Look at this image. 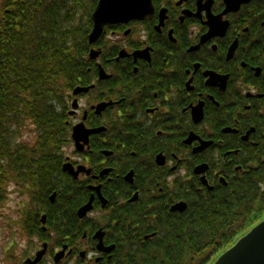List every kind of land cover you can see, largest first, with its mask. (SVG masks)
I'll list each match as a JSON object with an SVG mask.
<instances>
[{
  "label": "flooded vegetation",
  "instance_id": "1",
  "mask_svg": "<svg viewBox=\"0 0 264 264\" xmlns=\"http://www.w3.org/2000/svg\"><path fill=\"white\" fill-rule=\"evenodd\" d=\"M152 3L150 17L105 27L68 96L62 171L81 183L75 217L54 215L57 190L31 194L41 207L22 227L37 241L4 262L142 264L136 254L158 247L196 197L242 196L264 167V0ZM79 123L97 129L80 148Z\"/></svg>",
  "mask_w": 264,
  "mask_h": 264
},
{
  "label": "trees",
  "instance_id": "2",
  "mask_svg": "<svg viewBox=\"0 0 264 264\" xmlns=\"http://www.w3.org/2000/svg\"><path fill=\"white\" fill-rule=\"evenodd\" d=\"M85 1L0 0V195L8 196L10 183L40 197L57 190L51 207L60 222L74 218L83 199L80 181L62 171V145L70 134L68 96L93 64L88 34L98 0H88L84 24L74 22ZM30 124L34 136L26 140ZM237 192L242 196L196 197L158 247L136 254L141 263L211 264L264 218V167Z\"/></svg>",
  "mask_w": 264,
  "mask_h": 264
},
{
  "label": "water",
  "instance_id": "3",
  "mask_svg": "<svg viewBox=\"0 0 264 264\" xmlns=\"http://www.w3.org/2000/svg\"><path fill=\"white\" fill-rule=\"evenodd\" d=\"M152 14V0H98L91 14L93 26L88 34V41L90 44H95L104 33L106 26L131 19H146ZM98 54L99 50L91 49V57ZM83 89L86 88L78 87L75 93ZM101 105L100 108H103L105 104ZM74 107H76L75 102ZM96 131L97 129H87L84 123L75 125L73 138L77 142V147L80 148L79 140L83 139L87 142L89 134ZM80 169L81 167L76 170L68 162L64 164V170L69 171L74 177L78 176ZM90 207V204L83 206L80 213H85ZM211 264H264V218L221 252Z\"/></svg>",
  "mask_w": 264,
  "mask_h": 264
},
{
  "label": "rangeland",
  "instance_id": "4",
  "mask_svg": "<svg viewBox=\"0 0 264 264\" xmlns=\"http://www.w3.org/2000/svg\"><path fill=\"white\" fill-rule=\"evenodd\" d=\"M88 6L89 3L88 0H86L85 6L78 10L76 15L77 21H74L76 24L78 21L81 25L85 23ZM32 128L34 127L30 124L29 128L24 131V139H33L34 132L32 131ZM73 151V144H71L69 147H66L65 149L66 155H69L75 159L76 157ZM7 189L9 194L5 197L6 199L4 202V207L1 208L4 210H0V264H8L9 261L4 262L1 257L8 255L9 251L12 252L11 255L13 256L25 257V255H23L25 251L30 250L29 246L31 247L33 242L37 241L35 237H31V234L26 228L22 227L24 225L23 216L24 212H28L31 209L36 208L37 212H39V208L41 207L39 204L35 207L31 194H33V192H37L31 187H26L25 185L18 186L16 184L10 183ZM37 196L40 197V194L37 193ZM40 199L42 200V198ZM8 245L10 248L7 247Z\"/></svg>",
  "mask_w": 264,
  "mask_h": 264
},
{
  "label": "bare ground",
  "instance_id": "5",
  "mask_svg": "<svg viewBox=\"0 0 264 264\" xmlns=\"http://www.w3.org/2000/svg\"><path fill=\"white\" fill-rule=\"evenodd\" d=\"M94 11V10H93Z\"/></svg>",
  "mask_w": 264,
  "mask_h": 264
}]
</instances>
